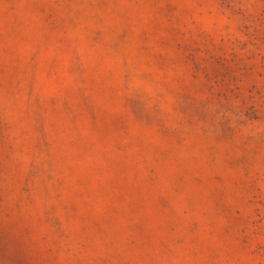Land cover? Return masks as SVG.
<instances>
[{"label": "rangeland", "instance_id": "obj_1", "mask_svg": "<svg viewBox=\"0 0 264 264\" xmlns=\"http://www.w3.org/2000/svg\"><path fill=\"white\" fill-rule=\"evenodd\" d=\"M0 264H264V0H0Z\"/></svg>", "mask_w": 264, "mask_h": 264}]
</instances>
